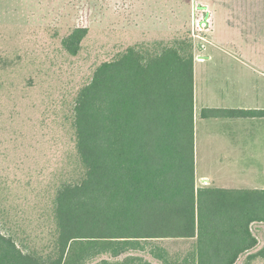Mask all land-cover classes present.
<instances>
[{
    "label": "trees",
    "instance_id": "obj_1",
    "mask_svg": "<svg viewBox=\"0 0 264 264\" xmlns=\"http://www.w3.org/2000/svg\"><path fill=\"white\" fill-rule=\"evenodd\" d=\"M196 11L194 29L210 28L207 6L197 1ZM88 34L74 27L62 50L77 56ZM187 34L129 46L96 67L72 102L71 168L58 172L37 214L11 200L20 197L0 175V264L264 260L252 229L264 223V189L196 184L195 40ZM22 62L23 54L0 53V92L36 85L40 73ZM202 116L264 117V109L205 108ZM166 239L192 243L173 252Z\"/></svg>",
    "mask_w": 264,
    "mask_h": 264
},
{
    "label": "rangeland",
    "instance_id": "obj_2",
    "mask_svg": "<svg viewBox=\"0 0 264 264\" xmlns=\"http://www.w3.org/2000/svg\"><path fill=\"white\" fill-rule=\"evenodd\" d=\"M197 1L210 12V28L200 31L194 29ZM76 26H87L89 34L80 53L70 56L62 50L61 40ZM188 31L194 36L195 59L201 55L264 56V0H0V53L23 54L24 64L28 62L31 70L40 73L31 89L0 92V175L7 189L20 197L11 200L22 202L25 213L37 214L53 191L58 172L71 168L72 102L98 65L129 46L170 43L187 36ZM242 68L245 65L237 62L234 71L249 77V71ZM251 74L255 80L263 79L259 71ZM195 113L198 139L212 134L246 140L262 134V119L205 121L200 116V102ZM245 145L248 150H238L235 159H215L212 155L218 151L202 149L205 157L198 160L197 180L204 170L218 171L220 161L233 163L235 174L240 166L249 169L264 164L259 145ZM252 229L260 248L264 223L253 224ZM191 243L162 241L173 252L186 250ZM245 258L236 264H245ZM252 264H264V260L258 258Z\"/></svg>",
    "mask_w": 264,
    "mask_h": 264
},
{
    "label": "crops",
    "instance_id": "obj_3",
    "mask_svg": "<svg viewBox=\"0 0 264 264\" xmlns=\"http://www.w3.org/2000/svg\"><path fill=\"white\" fill-rule=\"evenodd\" d=\"M262 8V7H261ZM214 19V15H213ZM214 22V21H213ZM250 27V25H248ZM195 60V105L200 102V116L205 121H221L232 119L228 117L206 118L202 116V110L205 108L212 109H264V56H229V57H211L201 55ZM239 62L245 65L243 70L247 73H237L235 64ZM205 63H207L205 65ZM211 64V66L208 65ZM210 69H212L210 71ZM256 71L261 72L263 79L256 80L250 77ZM252 119H262L264 117H247ZM196 123V113H195ZM262 134L258 137L246 139L242 136H223V135H206L198 139L195 134V157L196 162V184L197 186H214L220 188H238V189H264V164L259 167H249V169L240 166L239 170L235 169L233 163L218 162V171H205L198 176V160L204 159L203 149H212L219 152L212 155L215 159H235L236 152L240 153L248 150L245 145L253 142L259 145L264 151V122L261 128ZM241 144V145H238ZM261 145V146H260ZM252 149V147H250ZM200 150V152H199ZM201 153V154H199ZM241 158V156H240ZM264 159V157H263ZM217 164H214V168ZM239 167V166H238ZM250 184V185H246Z\"/></svg>",
    "mask_w": 264,
    "mask_h": 264
}]
</instances>
